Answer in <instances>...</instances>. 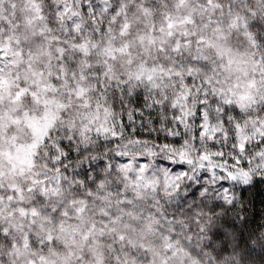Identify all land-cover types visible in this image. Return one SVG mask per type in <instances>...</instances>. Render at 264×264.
I'll return each instance as SVG.
<instances>
[{
  "label": "snow or ice",
  "instance_id": "obj_1",
  "mask_svg": "<svg viewBox=\"0 0 264 264\" xmlns=\"http://www.w3.org/2000/svg\"><path fill=\"white\" fill-rule=\"evenodd\" d=\"M259 184L264 0H0L11 264L250 256Z\"/></svg>",
  "mask_w": 264,
  "mask_h": 264
},
{
  "label": "clouds",
  "instance_id": "obj_2",
  "mask_svg": "<svg viewBox=\"0 0 264 264\" xmlns=\"http://www.w3.org/2000/svg\"><path fill=\"white\" fill-rule=\"evenodd\" d=\"M17 3L19 5V0H17ZM5 171H7V165L5 164ZM4 182H22L21 178L16 176H11V175H6L4 178ZM264 224V221H262L260 224ZM258 225L253 226V228H257ZM261 233H264V227H260L259 230L256 232L255 236H253V240H256ZM251 244V241L249 242ZM211 255L215 256V253L212 252L211 248L206 249ZM235 255L237 259L240 258L241 255H244L240 252L238 249L235 253H233V248L232 245L230 244L228 246V251L224 252L219 259L216 261V264H220V262L228 256H233ZM53 259H55L53 257ZM12 258L7 255V246L4 245L3 243H0V264H11ZM17 264H26V257L21 258L20 260L17 261ZM204 264H207V259H205ZM244 264H264V251L261 250L260 245H256L254 250L251 252V255H244Z\"/></svg>",
  "mask_w": 264,
  "mask_h": 264
},
{
  "label": "trees",
  "instance_id": "obj_3",
  "mask_svg": "<svg viewBox=\"0 0 264 264\" xmlns=\"http://www.w3.org/2000/svg\"><path fill=\"white\" fill-rule=\"evenodd\" d=\"M247 214L251 226L264 221V184H259L244 192Z\"/></svg>",
  "mask_w": 264,
  "mask_h": 264
}]
</instances>
